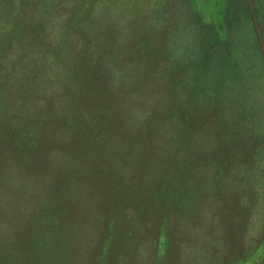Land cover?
<instances>
[{"label":"rangeland","instance_id":"obj_1","mask_svg":"<svg viewBox=\"0 0 264 264\" xmlns=\"http://www.w3.org/2000/svg\"><path fill=\"white\" fill-rule=\"evenodd\" d=\"M0 264H264V0H0Z\"/></svg>","mask_w":264,"mask_h":264},{"label":"trees","instance_id":"obj_2","mask_svg":"<svg viewBox=\"0 0 264 264\" xmlns=\"http://www.w3.org/2000/svg\"><path fill=\"white\" fill-rule=\"evenodd\" d=\"M246 1H247V0H246ZM233 4H234V3H233ZM233 4H232V5H233ZM246 7H247L248 10H250V6H249V5H246Z\"/></svg>","mask_w":264,"mask_h":264}]
</instances>
